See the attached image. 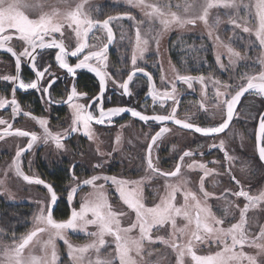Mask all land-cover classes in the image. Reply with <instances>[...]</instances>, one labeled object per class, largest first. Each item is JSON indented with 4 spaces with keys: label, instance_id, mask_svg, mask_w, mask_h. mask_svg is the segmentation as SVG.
<instances>
[{
    "label": "snow or ice",
    "instance_id": "snow-or-ice-1",
    "mask_svg": "<svg viewBox=\"0 0 264 264\" xmlns=\"http://www.w3.org/2000/svg\"><path fill=\"white\" fill-rule=\"evenodd\" d=\"M121 2L132 9H139L143 19L137 20L131 12L109 15L104 19L94 18L93 14L99 15L100 8L93 6V0H0V50L10 53L15 59V73L0 77L13 86L10 99L0 96V110L6 111L10 108L12 121L20 116L27 117L42 129L39 134L36 131L23 130L14 127L10 119L0 116V141L12 136L27 138L26 145L17 148L11 164L3 175L7 177L9 170L14 169L15 175L21 177L23 181L42 185L47 190L45 197L37 201V212L33 215L31 230L17 236L14 231L9 234L4 228H0V264H65L57 241H62L66 246L69 258L67 264H153L145 259V255L152 256V252L146 249V244L154 245L156 242L171 249L175 254V264H264V224H258L254 229L247 219L250 209L264 205V190L253 195L245 190L241 180L232 174L230 165L238 158L230 155L225 149L224 140H220L218 144H211L209 148L223 152L224 160L229 164L224 174L229 177L230 182L239 186V190L225 189L217 197L224 201L219 209L222 216H218L209 203V199L215 194L205 189V178L216 170L209 168L206 162L195 159L186 165L187 170L198 169L203 173L198 185L200 195L189 187V181L182 173V162L186 158L194 157L196 153L193 150H184L179 155L174 170L162 171L154 163L158 157H153V148L158 147V142L170 131L167 126L159 127L155 134L150 135L143 158L147 174L140 180H125L103 174L80 180L73 171L76 167L74 163L69 169L71 183L66 196L68 204H73L83 186H90L91 191L80 199L79 208H71L67 219L54 218L53 206L58 201L54 186L39 176L27 175L22 170L21 157L25 152L32 150L38 142L45 145L53 144L56 150H66L65 141L73 133L82 132L92 141L95 139L93 123L110 125L113 118L121 114H130L131 117L138 118L146 124L152 121L166 125L171 121L182 129L214 138L230 129L237 107L246 93L264 98V0H175V2L121 0ZM221 8L229 10L228 22L234 28H242V31L249 35L248 47L259 48L256 57L257 69L241 73L235 83L222 82L211 75L207 77L180 75L177 72L171 80L161 75V83L168 85L161 90L157 88L151 73L137 67L138 59L144 58L150 42L155 41L158 49L160 37L173 28H186L201 21L209 27L208 35L212 38L213 30L222 21L216 16L209 25V17L213 10ZM241 12L244 13L243 16L240 15ZM123 19L134 22L135 39L131 55L132 69L121 82L108 70V50L115 41L112 22ZM145 24L149 27L142 31ZM68 30L69 35L75 36V45L71 50L65 43L68 39L66 36ZM97 32L103 33L106 42L96 36ZM57 34L60 38H57ZM90 34L91 39L97 43L89 42ZM253 36L255 39H251ZM124 38L122 34L121 40ZM215 40L219 41V36H216ZM13 42H17L22 50L17 51L12 46ZM223 47L226 49L228 65L222 61L220 52L215 55V61L221 69L235 67L239 61L247 59L246 55H242L231 45ZM47 50H57L54 55L55 63L58 65L56 71L52 70L51 64L47 66L44 64ZM69 57L75 58L76 62L69 63ZM22 63L30 65L35 79L25 82L21 74ZM82 69L94 73L98 78V94L90 96L87 92L78 91V70ZM60 70H65V81L71 78V85L69 87L67 83L65 84L66 99L57 101L52 98V90L61 80L58 74ZM173 71L176 72V69L173 68ZM137 74L147 77V96L151 97L153 104L159 103L163 109L165 104L171 101L167 114L148 115L136 107L104 106L103 100L109 83L122 90L121 95L131 97L133 92L129 85ZM177 82L186 85L187 89H193L194 84L198 83L201 92L199 108L208 112L206 102L211 100V116L215 119V114L219 112L220 119L214 125L201 126L187 118H177V108L181 103ZM209 85L212 88L211 97L208 95ZM17 88L37 90L46 104H66L71 109L70 127L62 132H53L47 118L35 116L32 111H24L16 98ZM82 99L85 102L81 103ZM253 119L257 120L254 132L255 149L259 160L264 164V111L258 112ZM120 139V136L116 137L117 143ZM97 152L100 157L105 155L100 153L99 149ZM107 155L111 156L112 153L109 152ZM200 155L203 156V153ZM92 167L94 171H99L105 164L101 159ZM240 171H249L247 162H242ZM160 178L164 181L163 194H158L157 202L148 206L144 196L145 182ZM100 181L103 183H98ZM4 184L5 180L0 179V192L11 197L12 193L3 187ZM106 184L115 186L119 199L135 214V219L126 227L122 226L121 218L127 213L113 210L105 188ZM229 195L244 198L246 203L241 208L228 198ZM233 209L239 210V219L236 222H231L235 219ZM90 226L95 230L90 231ZM154 230H164L166 235L153 237ZM70 231L84 233L90 238L89 242L74 245L68 239ZM109 248L112 250L108 251ZM246 248L252 251H246ZM201 249L206 250L207 254H198ZM154 264H163V260L158 259Z\"/></svg>",
    "mask_w": 264,
    "mask_h": 264
},
{
    "label": "rangeland",
    "instance_id": "rangeland-1",
    "mask_svg": "<svg viewBox=\"0 0 264 264\" xmlns=\"http://www.w3.org/2000/svg\"><path fill=\"white\" fill-rule=\"evenodd\" d=\"M150 2H156V0H150ZM93 6L100 8L99 15H96L95 13L93 14L94 18L103 19L109 15L131 12L137 20L143 19V14L139 9H132L123 4L121 0H93ZM173 10L175 11V9ZM240 15L243 16L244 13L241 12ZM216 16H219L222 23L213 30L212 38H209L208 35L209 27L201 21H198L194 26L189 25L186 28H173L171 31L160 37L158 49L155 41L150 42L149 49L145 53L144 58L138 59L137 67L149 66L152 70H157L158 68V80H160L161 75H164L167 80L174 79L177 72L180 75H188L186 69L187 67H191L195 68V76L204 75L207 77L211 75L214 79H219L222 82L228 83H235L236 78L241 73L252 72L257 69L258 64L256 63V57L259 54V48L248 47L247 41L249 40V35L244 33L242 28L236 29L228 22L230 16L229 10L223 8L213 10L209 17V25L212 24ZM112 27L115 31V41L108 50V70L122 82L127 71L132 69L131 55L135 39V26L133 21L123 19L113 21ZM148 27L149 25L145 24L142 31L147 30ZM69 33L70 30L66 32L68 39L65 40V43L66 46L69 47V50H71L75 45V36L74 34L69 35ZM122 34L125 37L123 40H121ZM96 36L101 37L102 41L106 42V39L103 38V33L97 32ZM216 36H219V41L215 40ZM57 38H60L59 34H57ZM251 39H255V37L253 36ZM89 42L97 43V41L91 39V34ZM12 45L17 51L22 50L17 42H13ZM223 45H231L235 50L241 52L242 55H246L247 59L239 61L235 67L221 69L215 61V55L217 52H220L222 54V61L226 66L228 65L226 49ZM45 61H49V58L46 56H44V63ZM173 68L176 69V72L173 71ZM13 70V57L9 53L0 50V77H3L4 75H12ZM52 70L55 71V68L52 67ZM140 75L141 74H137V76L134 77L133 82L129 85L130 90L133 92V96H136V94H138L147 84V82H145L146 79ZM109 85L113 86L111 83H109ZM11 86L12 84L10 82L0 79V96H5L2 91L6 92V87ZM167 86L168 85L161 83L158 89L162 90L163 87ZM177 88L181 93V103L177 108L178 116L183 117L184 119L187 118L189 121H195L201 126L214 125V123L220 119L219 112L215 114V119L211 116V100L206 102L209 108L208 112L199 108L198 101L201 99V92L198 83L194 84L193 89H187L186 85L179 82ZM11 94L12 89L8 91L6 97L11 98ZM208 95L209 97L212 96L211 85H209ZM80 102L83 103L84 100L82 99ZM136 102L140 103L139 100H136ZM41 103V105L44 106L45 111L44 114H41L40 116L49 120V105L43 100ZM20 105L24 111L30 109L29 104ZM170 105L171 102H167L161 111H170ZM66 107L67 115L64 118H59V116L56 117L54 114L51 117L49 127L53 132H62L64 129L70 127L71 109L68 106ZM263 107L264 98L246 93L239 104L237 113L230 125V129L214 138L200 136L196 133L188 132L172 125H164L167 126L170 131L162 137L160 142H158V147L153 148V157H158V160H154V163H156L162 171H171L174 170V166L178 161L174 158L177 156L179 158V155H181L180 151L193 150L196 153L194 157L186 158L185 161L182 162V173L185 175L186 179H188L189 187L198 192L199 179L203 173L198 169L187 170L186 165L191 163L192 159H195L197 161L206 162L209 168H214L216 170L211 176L205 178V189L208 192L215 194L209 199V203L213 206V211L216 212L218 216H222L219 209L223 206L224 201L217 199V197H219L225 189L236 191L239 190V186L235 185L234 182H230L229 177L224 174L225 168L229 167V164L224 160L223 152L219 149H210L209 146L213 143L218 144L220 140H224L225 149L230 155L238 158L230 165L232 174L236 175V177L241 180V184L244 186L245 190L250 191L251 194L255 195L258 194L259 191L264 190V165L260 164L256 155L254 132L257 120L253 119ZM148 109L157 112L162 108L159 103L153 104L150 97ZM10 112V108L6 111L0 110V116L10 119ZM10 122L13 123L14 127H21L28 131H36L38 134L42 132L40 126L27 117L20 116L14 121L10 119ZM93 128L95 130L94 140H88L82 132L73 133V135L65 141L66 150H56L53 144L45 145L42 142H38L33 146L32 150L25 152L21 157L22 170L27 175L39 176L42 178V173L38 167L37 160H43L45 163H49L53 160L55 163H58L62 159H66L68 160L69 169L74 163L75 165H78V169H73V171L80 180L90 178L92 175L100 174L116 176L125 180H140L142 177L146 176V162L143 160L146 154V143L150 139V135L155 132L154 130L156 128L145 125L131 118L119 120L114 124L106 125L105 127L93 125ZM117 136L121 137L119 143L116 141ZM70 141L71 143H69ZM169 142L174 143L175 146L173 145V148H170V153L166 154L164 157L161 153L163 152L162 146ZM26 143L27 138H19L15 136L6 137L5 140L0 141V179L5 180L3 187H6L8 191L12 193V196L9 197L3 192H0V228H4L9 234L14 231L17 236L31 230L33 227V215L37 212V201L45 197L47 192L42 185L28 184L23 181L21 177H17L14 169L9 170L7 177L3 175L5 170L8 169V166L11 164L17 148L25 146ZM77 144L80 145V149L82 146V149L80 150L76 147V149H78V152L76 153L78 154H72L74 150L72 147L73 145L77 146ZM97 149H99L100 153H104L105 155L100 157ZM113 149H115V151H113ZM109 152L112 153L111 156L107 155ZM200 153H203V156H201ZM166 156L170 157L169 159L171 160L166 166H162L160 160L162 157L166 158ZM101 159L103 160L105 167L102 170L94 171L92 165L100 162ZM212 161H219V163H212ZM242 162H247L249 171H240ZM221 165L224 166L221 167ZM82 167L83 169H81ZM69 169V181L65 185V188L57 191L58 200L59 198H63L67 201V191L69 190V185L71 183V173ZM163 182V178L145 182L144 196L145 203L148 206H152V203L157 202L158 194H163ZM98 183H103V181ZM109 184L105 185L109 202L111 203L113 210L124 211L127 213L125 217L121 218L122 226L126 227L135 219V214L119 199L118 193L115 191V186H109ZM89 191H91L90 186L82 187L78 192L77 197L74 199L73 204L69 205L70 211L72 207L79 208L80 199ZM198 195H200L199 192ZM228 198L233 200L241 208L244 203H246L244 198H236L230 195ZM16 206L20 207L18 209L20 211L14 212ZM5 208L9 210L6 212L7 214L5 213ZM21 208H24V210ZM232 211L235 213V219L231 220V222H236V220L239 219V210L233 209ZM247 219L254 229L258 224H264V205H261L256 209H250L247 214ZM225 226H227V223ZM89 230L94 231L95 229L90 226ZM152 235L153 237L166 235V232L164 230H154ZM68 239L74 245H82L90 240V238L84 233H73L71 231L68 233ZM57 244L62 260L67 264L69 258L67 256L66 246L62 241H57ZM146 249L152 252V256L148 257L145 255V259L150 260L153 264L158 259L163 260V264H175V254L171 249L167 248V246L156 242L154 245L146 244ZM111 250V248L108 249V251ZM245 250L252 251L247 248ZM198 254L207 253L206 250L201 249Z\"/></svg>",
    "mask_w": 264,
    "mask_h": 264
},
{
    "label": "flooded vegetation",
    "instance_id": "flooded-vegetation-1",
    "mask_svg": "<svg viewBox=\"0 0 264 264\" xmlns=\"http://www.w3.org/2000/svg\"><path fill=\"white\" fill-rule=\"evenodd\" d=\"M104 19V18H103ZM113 28V27H112ZM114 30V29H113ZM115 33V31H114ZM13 46V45H12ZM14 47V46H13ZM3 51V50H2ZM55 51L57 50H47L45 56L47 58H49V61H45V66L51 64L52 67L55 68V71L58 69V65L55 63V59H54V55H55ZM10 54V53H9ZM11 55V54H10ZM39 59V57H38ZM76 62V59L75 58H72V57H69V63H75ZM13 63H14V60H13ZM140 67V66H139ZM145 69L146 72L148 73H151L152 74V77L153 79L155 80L156 82V86L157 88L161 85V82L160 80H158V76H157V70H152L150 69L149 66H144L142 67ZM131 70V69H130ZM129 70V71H130ZM188 71V75H192V76H195L196 75V71H195V68H191V67H187L186 69ZM124 75V78L127 76L128 72ZM15 73V66H14V70H13V74ZM65 70H60L59 71V75L61 77V80L58 82V85L56 86L55 89L52 90V98L59 101L61 99H66V93H65V84L67 83L68 86L70 87L71 85V78H68L67 81H65ZM83 73H87L89 75V77L91 78L92 81H90V83L93 85L92 88H89V89H86V87H84V85L81 83V80H79V77L83 74ZM21 74H22V78L25 80V82H29L31 81L32 79H35V75H34V72L27 66V63H22V69H21ZM142 77H144L145 79V82H147V77H145L143 74H141ZM140 75V76H141ZM182 75V74H181ZM27 78V79H26ZM143 80V81H144ZM77 81H78V91H83V92H87L90 96L91 95H96L98 94L99 92V89H98V78L95 77L94 73H91L89 72L88 70L86 69H82V70H78V76H77ZM144 82V83H145ZM179 82H177V85H178ZM95 85V86H94ZM13 86L11 87H6L7 91L4 92L2 91V93H4V95L6 96L8 94V91L12 89ZM5 89V88H4ZM3 89V90H4ZM146 90V91H144ZM28 91H32L35 93V95L38 97L39 99V103H40V106H41V109L38 113H35L34 110H33V107L30 105V109L27 110V111H32L33 114L35 116H40L41 114H44V111H45V108L43 105H41L42 103V100H41V93L38 92L37 90H34V89H30ZM121 91L122 90H118L116 89L115 87L111 86V85H108V90L106 91L105 93V96H104V100H103V103H104V106L107 108V107H114V106H128V107H136L137 110H140V111H143L145 113H159V114H167V112H164V111H161L163 109H160L159 111H153V110H149L148 109V104H149V98L150 96L148 97L147 96V84L145 85V87L140 90V92L138 94H136V96H131V97H128V96H123L121 95ZM21 93H25V91H21V90H18L16 91V98L17 100L19 101L20 104H24V105H28L22 98H21ZM189 93V92H187ZM146 94V95H145ZM181 97V95H180ZM244 97V96H243ZM242 97V98H243ZM140 98V99H139ZM10 99V98H9ZM136 100H139L140 103H137ZM181 100V98H180ZM242 100V99H241ZM85 102V101H84ZM171 102V101H169ZM49 105V114H48V118H49V122L51 120V117L53 116V107H62L63 108V113L62 114H54L56 117L59 116V118H64L66 115H67V112H66V104L64 103H55V104H48ZM239 107V105H238ZM237 107V109H238ZM149 110V111H148ZM151 111V112H150ZM98 114V113H97ZM177 117L181 118V119H184L183 117H180L177 115ZM127 118H131L135 121H138V122H141L145 125H148V126H151L153 128H156L154 131H158L159 130V127L161 126H164V125H160L156 122H148L147 124L142 122V121H139L137 119H134L130 116H128L126 113L125 114H121V116H118V117H115L113 118V123L114 124L115 122L119 121V120H123V119H127ZM191 122H194V123H197L195 121H191ZM167 125H172V126H175L179 129H182L174 124H171V123H166ZM93 125H97L95 123H93ZM106 125H109V124H104V125H98V126H102V127H105ZM111 125V124H110ZM21 128V127H19ZM23 130H26L24 128H22ZM182 130H185V129H182ZM28 131V130H27ZM185 131H188V132H192L190 130H185ZM155 132H153V134H155ZM193 133V132H192ZM198 134V133H196ZM73 135V134H72ZM71 135V136H72ZM200 135V134H198ZM70 136V137H71ZM201 136V135H200ZM69 137V138H70ZM68 138V139H69ZM67 139V140H68ZM71 143V141L69 142ZM169 145V146H168ZM173 145L174 143H171L169 142L168 144H165L164 146H162V149H163V152H161L164 157L166 154H169L170 153V148H173ZM254 145H255V138H254ZM175 146V145H174ZM172 150V149H171ZM256 150V149H255ZM184 151V150H183ZM183 151H180V154H182ZM175 152V151H174ZM257 155V154H256ZM162 157L161 160H160V164L162 166H166L168 164V162L171 160L169 159L170 157L166 156V158ZM258 158V157H257ZM174 159L178 160V156L175 157ZM259 160V159H258ZM260 161V160H259ZM264 165V164H263ZM41 178V177H40ZM43 179V178H42ZM46 181V180H45Z\"/></svg>",
    "mask_w": 264,
    "mask_h": 264
},
{
    "label": "trees",
    "instance_id": "trees-1",
    "mask_svg": "<svg viewBox=\"0 0 264 264\" xmlns=\"http://www.w3.org/2000/svg\"><path fill=\"white\" fill-rule=\"evenodd\" d=\"M79 80H81V83L84 85V87H86V89L92 88L93 85L90 83V81H92V80L87 73H83L79 77ZM21 98L27 104H29L33 107V110L35 113H38L40 111L41 106L39 103V99L35 95L34 92L25 91V93H21ZM53 109H54L53 114H57V115L59 114L60 115L64 112L63 108L61 106L60 107L55 106V107H53ZM75 145H73V147H72L74 149L72 154H78L76 152H78L77 150L80 149V145H78V144H77V146H75ZM76 147L78 149H76ZM81 149H82V146H81ZM58 160H61V159H58ZM67 161L68 160H66V159H62L58 163H55L53 160L50 161L49 163H45L43 160H37L38 167L42 173V178L44 180H46V182L51 183L54 186V188L56 189V191H58L59 189L65 188V185L69 181V175H68L69 174L68 173L69 167H68ZM260 164L263 165L261 162H260ZM77 169H78V165H76L74 170H77ZM81 169H83V167ZM146 192H147V189H146ZM5 205H6V203H5ZM19 208L20 207L16 206L14 208L15 209L14 212L20 211V210H18ZM21 209L24 210V208H21ZM8 211L9 210H7L5 208V213ZM69 211H70L69 204L63 198H59L57 203L53 206L54 218H56L58 220L67 219V216L70 215Z\"/></svg>",
    "mask_w": 264,
    "mask_h": 264
},
{
    "label": "water",
    "instance_id": "water-1",
    "mask_svg": "<svg viewBox=\"0 0 264 264\" xmlns=\"http://www.w3.org/2000/svg\"><path fill=\"white\" fill-rule=\"evenodd\" d=\"M113 29V28H112ZM113 33H114V30H113ZM114 35H115V33H114ZM39 51V50H38ZM13 60H14V66H15V59H14V57H13ZM27 66L31 69V67H30V65L27 63ZM32 70V69H31ZM131 71V70H130ZM129 71V72H130ZM127 78V76L125 77V79ZM18 90H21V91H28V90H30V89H28V90H23V89H19V88H17ZM242 99V98H241ZM114 107H116V106H114ZM261 111H264V107H263V109L261 110ZM145 113V112H144ZM127 114V113H126ZM145 114H148V115H152V114H154V113H145ZM155 114H159V113H155ZM128 116H130L131 117V115L130 114H127ZM133 118V117H132ZM177 118H179V117H177ZM134 119H137V120H139L138 118H134ZM179 119H181V118H179ZM140 121V120H139ZM191 122V121H190ZM167 123H171V124H174V122H171V121H169V122H167ZM194 123V122H193ZM175 125V124H174ZM176 126H178V127H180L181 128V126H179V125H176ZM256 129V128H255ZM186 130V129H185ZM254 138H255V136H254ZM256 154H257V157H258V153H257V151H256ZM258 159H259V157H258ZM261 162V161H260ZM262 163V162H261Z\"/></svg>",
    "mask_w": 264,
    "mask_h": 264
}]
</instances>
